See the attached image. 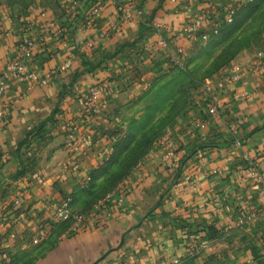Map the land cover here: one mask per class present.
<instances>
[{"label":"crops","instance_id":"0c3cea01","mask_svg":"<svg viewBox=\"0 0 264 264\" xmlns=\"http://www.w3.org/2000/svg\"><path fill=\"white\" fill-rule=\"evenodd\" d=\"M248 1L0 0V74L25 47L27 75L48 76L45 85L9 80L0 93V253L12 264H264L256 51L218 71L203 111H190V127L162 141L124 191L89 209L77 194L97 164L85 133L97 111L81 96L101 82L122 96L145 63L194 54L181 33L203 8H213L201 24L211 30ZM230 64L242 67L237 82ZM66 196L80 221L54 218L53 204Z\"/></svg>","mask_w":264,"mask_h":264},{"label":"rangeland","instance_id":"374dc122","mask_svg":"<svg viewBox=\"0 0 264 264\" xmlns=\"http://www.w3.org/2000/svg\"><path fill=\"white\" fill-rule=\"evenodd\" d=\"M222 26L208 41L195 45L194 54L149 61L134 74L133 87L125 88L129 91L117 97L120 89L100 100L97 114L88 122L91 127L85 130L97 164L77 192L84 207L97 208L124 191L162 141L168 146L172 137L190 127V111H203V99L215 88L218 71L225 73L238 53L264 50V0H252L223 19ZM2 254L0 264H12Z\"/></svg>","mask_w":264,"mask_h":264},{"label":"built area","instance_id":"2783aa9c","mask_svg":"<svg viewBox=\"0 0 264 264\" xmlns=\"http://www.w3.org/2000/svg\"><path fill=\"white\" fill-rule=\"evenodd\" d=\"M213 18V8L210 5L209 7L203 8L200 12H198L189 22H187L183 29L182 35L188 40L190 45L194 47L199 43H205L211 33L217 32V27H213L211 30H205L202 28V22L211 20ZM157 46L159 47H166V41L164 38H160L156 42ZM26 49L24 47L22 54L10 59L4 71L0 74V93L4 90L7 81L9 80H16L22 77L29 76L31 79L37 81L40 85H45L48 76L37 77L36 75H27V67H26V56L25 53ZM254 69H260L264 67V50L258 52L256 58L251 63ZM242 72V67L237 64H232L229 67V73L231 75V79L234 82L240 80ZM119 92L118 86H112L110 83L101 82L92 87H90L85 94L81 96V103L84 109L90 113L96 112L99 106L100 100L108 94L117 93ZM264 96V94H262ZM207 113L211 116L217 113L216 104L213 103L208 106ZM239 143V142H238ZM110 195H107L109 197ZM71 197L66 196L59 200L57 203L53 204V215L59 220H70L75 218L79 220V216H74L71 210ZM15 203H18L19 200H15ZM1 218V217H0ZM81 220V219H80ZM79 220V221H80ZM208 246L206 241H199L198 242V250L206 249ZM3 257H6V254H2ZM159 264H166L164 262H159Z\"/></svg>","mask_w":264,"mask_h":264},{"label":"trees","instance_id":"16d2710c","mask_svg":"<svg viewBox=\"0 0 264 264\" xmlns=\"http://www.w3.org/2000/svg\"><path fill=\"white\" fill-rule=\"evenodd\" d=\"M251 2H252V0L243 3L241 6H239V7L234 11L233 15H235V13H236L237 11H239V9H242L243 6H246L247 4L249 5ZM233 15H232V16H233ZM222 25H223V21H222L220 27L217 28V32H216V33H211V34H210L209 39H210L212 36H214L215 34H217V33L220 31L221 28H223ZM209 39H208V40H209ZM208 40H207V41H208ZM24 140H25V139H24ZM24 140H23L22 142H24ZM18 174H19V173H18Z\"/></svg>","mask_w":264,"mask_h":264}]
</instances>
